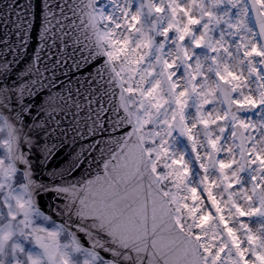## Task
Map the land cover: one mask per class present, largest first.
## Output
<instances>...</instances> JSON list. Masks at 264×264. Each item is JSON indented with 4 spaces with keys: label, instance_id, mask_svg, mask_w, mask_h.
<instances>
[{
    "label": "snow or ice",
    "instance_id": "6c2138e0",
    "mask_svg": "<svg viewBox=\"0 0 264 264\" xmlns=\"http://www.w3.org/2000/svg\"><path fill=\"white\" fill-rule=\"evenodd\" d=\"M0 44V264H264V0H0Z\"/></svg>",
    "mask_w": 264,
    "mask_h": 264
},
{
    "label": "water",
    "instance_id": "95a60500",
    "mask_svg": "<svg viewBox=\"0 0 264 264\" xmlns=\"http://www.w3.org/2000/svg\"><path fill=\"white\" fill-rule=\"evenodd\" d=\"M69 2H71V0H69ZM68 15L70 17L71 16V12H68ZM38 33H39V20L37 19V21L33 25V28L30 31V35H29V38H28V41H27L26 54L19 58L18 64H19L20 68H22L24 62L29 60L32 57V55L36 52L37 44L39 42ZM15 40H16V37L13 35L11 37V41H15ZM14 46H16V45L13 44V43L9 44V47H14ZM2 48H3V45L0 44V49H2ZM71 52H72V49H71V46H69V48H68L69 55H71ZM57 54L58 53L55 51V49H53L52 52H49V50L47 48H44L43 52L41 53V60H42V62H46V61H44V56L45 55H47L50 58L54 59ZM77 55H79L78 52H77ZM4 59H7L8 61H12L13 60V55L11 53H4L3 51H0V61H3ZM61 63L63 64V59L61 60ZM15 70H16V68H14V71ZM73 74L76 77L80 78L81 81L83 82L84 78L87 77V70L82 69L80 72H74ZM12 78H14V77H12ZM12 78H10V81H11ZM61 79L63 80L64 77L61 76ZM76 87H80V84H74V89ZM86 89H88V84L87 83H83V87H81L80 90H81L82 93H84L85 96H87ZM41 99H43V96H41ZM83 103H84V106L86 107L87 106L86 101L83 102ZM67 119H71V117L69 116V117L66 118V120ZM65 159H66V157L64 159H59V160H57V159L50 160L47 170L51 171L53 168H57V169L60 168L61 165L64 164ZM37 179H47V177H46V175L43 176V177L37 176Z\"/></svg>",
    "mask_w": 264,
    "mask_h": 264
},
{
    "label": "rangeland",
    "instance_id": "374dc122",
    "mask_svg": "<svg viewBox=\"0 0 264 264\" xmlns=\"http://www.w3.org/2000/svg\"><path fill=\"white\" fill-rule=\"evenodd\" d=\"M101 2L107 4L108 0H102Z\"/></svg>",
    "mask_w": 264,
    "mask_h": 264
}]
</instances>
